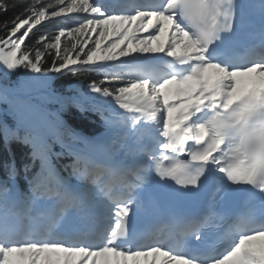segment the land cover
Returning a JSON list of instances; mask_svg holds the SVG:
<instances>
[{
    "label": "snow or ice",
    "instance_id": "6c2138e0",
    "mask_svg": "<svg viewBox=\"0 0 264 264\" xmlns=\"http://www.w3.org/2000/svg\"><path fill=\"white\" fill-rule=\"evenodd\" d=\"M83 16L76 26L58 27L55 34L37 37L36 46L31 51L22 48L27 38L44 21H64L68 14H78L66 9L71 0H58L57 4L32 3L19 5L17 0H0V14L22 6L23 12L11 20V27L3 25L6 35L0 36V64L7 71L18 67L32 72L60 73L65 70L89 68L97 65H112L134 54H163L183 68L182 72H173L164 78H151L137 70L140 75L125 76L110 69H101L105 78L88 84L90 92L97 97L110 100L115 108L133 114L129 118L119 115L125 124L134 128L140 119L156 120L162 115L161 135L164 142L160 145L161 154L153 157L151 168L161 178H171L181 186H197L199 178L208 163L219 165L229 181L235 184H248L264 192V57L254 60L241 72H233L232 81L223 85V94L212 89L224 75L225 65L209 58L210 46L218 40L221 32H231L234 20V0H163L162 7L154 10H137L127 15H105L91 0H84ZM182 20L187 27L180 22ZM63 24V23H61ZM63 44V46H62ZM55 59L50 67L43 65V57L53 52ZM219 64L220 69L215 67ZM232 71V68H228ZM75 74V73H74ZM107 85V86H105ZM255 92L256 100L252 104L254 114L240 121L236 145L229 141L219 144L214 139L218 125L220 135L228 129V113L235 106ZM75 106L85 110L81 102ZM66 106V105H65ZM227 107V113L225 112ZM17 124L0 122V138L7 143L17 137V129L22 124L28 130L32 148L29 162L23 165L26 178L31 186V195H25L15 188L0 185V264H196V261L179 253L166 250L157 238L144 239L136 247L121 246L117 241L127 235V218L130 215L132 192L145 179L140 167L113 169L107 161L97 160L99 153L111 154L126 149L128 154H138L117 140L111 142L102 139H89L78 133L73 137L83 142L84 147L70 149L68 154L75 157L76 163L83 162L93 172L109 171L119 179L135 177L128 185L127 192L121 198H112L109 192L100 187L91 175L85 182L70 185L59 181L62 187L55 190L41 187L53 176H57L50 166L49 156L53 136L47 114H40L35 108L14 106ZM92 110L103 115L102 106L93 105ZM204 113L203 119H196ZM109 129H113L110 120H106ZM234 122V121H233ZM250 122V126H249ZM58 140L59 137H56ZM219 144V148L214 145ZM171 154L187 155L190 162L175 160ZM56 155H65L58 152ZM172 160L171 163H165ZM36 161L39 170L33 171ZM108 164L105 168L103 165ZM15 161L11 165L14 168ZM193 165H198L193 167ZM76 170V165L73 166ZM37 195H54L59 201H68L74 205L77 214L91 212L98 197H106L105 205L113 206L114 223L111 229L97 237L98 243L87 238L69 234L63 239L35 240L22 238L14 225L10 212L21 203L37 207ZM217 214L209 206L201 221L181 227L182 234L191 232L199 239L202 227L210 225V218ZM235 235L230 231L229 240L235 243L221 254L213 256L206 264H264V227L245 229L237 226ZM254 241H261L259 245ZM149 257H153L149 261ZM163 258L162 260L159 258Z\"/></svg>",
    "mask_w": 264,
    "mask_h": 264
},
{
    "label": "trees",
    "instance_id": "16d2710c",
    "mask_svg": "<svg viewBox=\"0 0 264 264\" xmlns=\"http://www.w3.org/2000/svg\"><path fill=\"white\" fill-rule=\"evenodd\" d=\"M33 0H17L19 5L25 3H32ZM39 3H52L57 4L58 0H35ZM78 2L71 0V7L73 9L78 7ZM67 9V10H68ZM77 11V15H71L64 21L50 22L42 25L39 31L33 32L29 38L26 39L22 48L30 50L31 55H35L31 49L36 46L37 37L44 34H55L58 27L69 26V21L79 20L83 16V11ZM23 12L22 6H18L15 9H10L7 13L0 14V36L6 35L3 30L5 23L11 27L12 18L18 13ZM63 23V24H61ZM55 59L54 52H48L43 57V65L50 67L52 61ZM111 71L123 73L125 76H132L134 74L127 73L119 68H112ZM75 73V74H74ZM36 77L39 82L33 80ZM103 80L100 76L96 75L92 69L89 68H77L65 73L54 72H32L29 70L15 69L0 73V83L6 91H22L29 92L39 88L51 89L56 94L62 96L64 99L72 101L66 106H62L57 102L51 101L46 97H34L31 100L13 101L0 94V122H7L10 125L17 124V115L14 110V106L22 105L25 108H35L40 114H47L48 120H50L53 136H50L49 143L52 146V152L49 156L50 166L54 169L62 178L66 179L73 169V165L76 167L81 164L76 163L75 157L71 154V149H80L84 147L82 141L73 137L72 133H78L83 137L92 139L102 135L106 127V114H100L95 111L81 110L75 106L74 102H88L93 103L97 100L95 97L89 98L90 95H94L90 92L88 84L93 81ZM80 83V86L74 89V85ZM107 86V85H105ZM57 116V117H56ZM28 130L24 125H20L17 129V137L12 138L7 143L3 138H0V185L11 189L13 184L19 188L21 193L31 195L32 189L26 178V171L23 165L29 162V152L32 148L28 137ZM56 137H59L57 140ZM64 152L65 155L57 156L56 153ZM15 161V171L6 165H11L12 161ZM39 170V161H36V165L33 171ZM51 185L53 183V177L48 180ZM2 199V195H0Z\"/></svg>",
    "mask_w": 264,
    "mask_h": 264
},
{
    "label": "rangeland",
    "instance_id": "374dc122",
    "mask_svg": "<svg viewBox=\"0 0 264 264\" xmlns=\"http://www.w3.org/2000/svg\"><path fill=\"white\" fill-rule=\"evenodd\" d=\"M141 2H145V1H141ZM159 3H160V1L158 0V4ZM93 6H94V4H93ZM138 7H141V6L138 5ZM66 11H68V10H66ZM135 11H137V10L134 9L130 13L124 12V13H122L120 15L133 14ZM104 14L105 15H110V14H106V13H104ZM68 15H70V14H68ZM50 22H55V20H53V21H44V22H42V25H45L46 23H50ZM77 22H79V21L77 20ZM76 25L77 24L72 25V26H76ZM41 26H37V29L33 30V32L39 31V28ZM57 31H58V29H57ZM62 46H63V44H62ZM160 57H161V59L162 58H165V59L169 58V57H167L166 55H163V54L158 56V57H152V55L148 56V54H134L132 56L123 58V59H121V60H119V61H117L115 63L121 64V65H129L127 63L130 62L131 63L130 67L140 68L141 69L143 67L142 63H140V62L136 63V62L141 61V60L144 61L145 58H150L152 60L150 62H154V59L160 58ZM107 66H109V65H107ZM163 67L156 68L155 70L149 71V72H146L145 70H142V72L145 73V74L150 75L151 78L155 79L156 77H159V76H156L158 74V71L161 72V69H165V66H163ZM18 68L19 69H23V70H29V69H26V68H24L22 66L18 67ZM105 68H106L105 65H97V66H94V67H89V69H96L95 71H98V74L102 75L103 77H105V74L101 71V69H105ZM4 72H6V70H5L4 66L2 64H0V73H4ZM78 85L79 84L75 85L74 87L77 88ZM46 93H48V92H46ZM96 98H97V100H99V101H101L103 103H107L108 106H106V107L104 106V108H105V111L111 112L109 120L112 122L111 126L113 128V129H109V131L105 135H103V136H101L100 138H97V139H102L105 142H111V140L115 137L117 140L121 141L123 144H125L129 148H131L133 150V152H134V149H135L134 148L135 147L134 143L135 142H133V138H132V135L134 134L133 133L134 132L133 128L128 126L127 124H125L124 121L122 120V118L119 115H116L113 112H116V113H118L120 115H123L126 119L131 117L133 114L125 113V112H123V110L115 108L114 104H112L110 102V100H108V99L100 98V97H97V96H96ZM156 120H158V118ZM140 121H141V119H140ZM145 122H146V125H144V124L142 125L143 129L141 130V133H144L146 131L147 128H145V127H147V124H150L151 120L145 119ZM134 141H135V137H134ZM132 157H133V155L132 154H128L126 149L121 150V151H117V152L111 154V156H109L106 153H99V154H97L95 156V158L97 160L109 161L113 165H115L117 168H122L127 162L131 161ZM85 169H86V167H85V165H83V168L81 170L82 172L81 173L79 172V174L75 178V181L69 182L68 184L77 185V184L85 182V175L87 173ZM98 173H99L98 176H99V180H100V177L104 176L105 174L102 171H99ZM61 187H62V185H61ZM16 190H18V189H16ZM50 201L53 202L54 204H56L58 200L53 195L52 199H50ZM49 205H51V203H49ZM2 212L3 211H0V213H2ZM67 217H70V215H67ZM11 219H12L14 225L16 226L18 221H20L22 219V215L13 216V217H11Z\"/></svg>",
    "mask_w": 264,
    "mask_h": 264
},
{
    "label": "clouds",
    "instance_id": "9594fccd",
    "mask_svg": "<svg viewBox=\"0 0 264 264\" xmlns=\"http://www.w3.org/2000/svg\"><path fill=\"white\" fill-rule=\"evenodd\" d=\"M219 39V36L217 37ZM218 69H220V65H215ZM228 66H224L221 71H223L224 75L221 77L220 80L217 81L216 85L212 89V92L219 91L221 94H223V85L225 83H234L232 81V74L233 72H241L244 69L239 67H233L232 71H228ZM141 73L135 72L134 75H140ZM256 100V94L255 92L251 93L248 97H245L235 106V111L228 113L227 119L229 120V126L228 129L224 132V135L221 136L219 132V128L223 127V125H218L215 131L214 139L219 140V144L224 143V140L227 139L229 141V146L232 147L233 145H236L238 140V125H240V121L244 120L246 117H250L254 114V110L251 107L252 104ZM261 107H264V104L261 105ZM225 112L227 113V107H225ZM234 121V122H233ZM250 126V122H249ZM219 144L214 145L215 148H219ZM27 196V194H25ZM42 214V213H41Z\"/></svg>",
    "mask_w": 264,
    "mask_h": 264
},
{
    "label": "bare ground",
    "instance_id": "6f19581e",
    "mask_svg": "<svg viewBox=\"0 0 264 264\" xmlns=\"http://www.w3.org/2000/svg\"><path fill=\"white\" fill-rule=\"evenodd\" d=\"M151 1H152V2H151ZM136 5H137V7H138V5L141 6V8H146V9L149 8V10H151V8H154V9H157V8H158V3H157V2H153V0H146L145 3L137 2ZM154 9H152V10H154ZM150 55H152V54H148V56H150ZM160 55H161V54H156V55H152V57H158V56H160ZM163 61H165V60L163 59ZM3 88H4V87H3ZM46 92H48L47 94L51 95V92H50V91H46ZM20 95H21V94H15V95H13V96H20ZM161 119H162V117H161ZM193 119L196 120V119H198V117H194ZM142 122H144L143 119H142L141 122H139L138 124H136L135 127L133 128V130H134V132H133L134 134L132 135L133 142L137 141L136 139H138V137H139V135H137V134L140 132V130H141V128H142V125H143ZM148 128H149V126H148ZM136 136H137V137H136ZM134 137H135V141H134ZM143 138H144V137H143ZM143 138H141V141L143 140ZM162 139H163V138H162ZM141 141H140L139 143H142ZM136 148H143V147H142V145L140 144V145H137ZM126 165L131 167L133 164H132V162H130V163L126 164ZM125 168H126V167H125ZM97 173H98V171H97V172H93L91 169H89V175H91L92 177L95 176ZM102 177H104V176H102ZM105 178H106L105 180H107V182H105V183H107V186H105V188L110 187V186H112L113 184H114L115 186L118 185V184H122L123 187H125L126 184L128 183V182H127V178H126V179H119V178H117V177H113V176L110 175V174H108L107 176H105ZM58 186H60V185H58ZM43 191H44V189L41 188V192H43ZM60 205H62V204H60ZM52 208L55 209V207H52ZM27 209H28L27 206L21 208L19 211H17V212L14 214V216H17V215H20V214L26 212ZM51 222H52V221H51ZM43 225H47V229H48V227H49V223L47 224L46 222H44ZM38 227H39V229H43L41 223H40V225H39ZM98 228H99V231H101L102 226H101V225H98ZM39 229H38V230H39ZM18 230H19L20 236H21L22 238H29V237L24 233L25 230H21V229H19V228H18ZM38 230H37V231H38ZM46 232H47V231H46ZM46 232L44 231V233H42V234H40V233L38 234V232H37V233H36V234H37V236H36L37 240H43V239L47 238L48 233H46ZM79 237H82V236L79 235ZM51 238H53V236H52Z\"/></svg>",
    "mask_w": 264,
    "mask_h": 264
},
{
    "label": "water",
    "instance_id": "95a60500",
    "mask_svg": "<svg viewBox=\"0 0 264 264\" xmlns=\"http://www.w3.org/2000/svg\"><path fill=\"white\" fill-rule=\"evenodd\" d=\"M0 93L2 95H5L13 100H23V99H29L30 97L33 96H47L49 97L51 100H55V101H61V98L52 94V95H48L45 91H37V92H32V93H28V94H21L20 96H13L15 93H7L4 91V89L2 88V86L0 85ZM63 104H65L66 102H62Z\"/></svg>",
    "mask_w": 264,
    "mask_h": 264
}]
</instances>
